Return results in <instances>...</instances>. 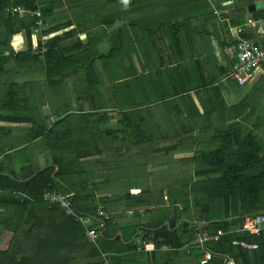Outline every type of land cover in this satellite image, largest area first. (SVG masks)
Wrapping results in <instances>:
<instances>
[{
    "label": "trees",
    "instance_id": "1",
    "mask_svg": "<svg viewBox=\"0 0 264 264\" xmlns=\"http://www.w3.org/2000/svg\"><path fill=\"white\" fill-rule=\"evenodd\" d=\"M51 1L53 2V0ZM96 1L99 0H76V5H91V7L75 12L74 19L78 22L84 20L87 25L90 24V27H86L88 43L87 46H84L87 53H89V48L96 47L97 41L101 42L106 35L113 39L111 42L112 53L109 56L82 57L89 60L90 68H94L93 66L99 61L104 63V70L110 73L112 68H115V63L111 61L115 57L113 51L122 53L129 50L130 53L133 50L129 46H132L143 70V73L139 75L132 66V56H124L132 61V68H126L123 77L115 72L113 81L109 82L107 86L118 96L116 98L117 105L122 111L120 114L122 124L127 128V132H124L127 136L124 139L125 143L139 145L142 148L155 146L154 151L159 156L173 157L175 152H187L188 144L191 147L190 151L194 152L193 156L182 160L188 162L189 165L190 163L196 165L194 177H189L188 174H183V176L178 174V177L175 178L168 177V204H166L163 194H158L156 198V202H159L157 204L158 219L151 222L147 226V230L149 233L154 230V235L163 237L168 245L174 247V250L188 245L189 253H174L173 256L192 259L189 264H201L206 251L213 254V258L207 264H225L227 259L229 264H264V231L259 236H252L241 230L246 217L264 214V149L258 140V135L244 124L246 119L243 116L245 104L241 103L231 110V113L235 114L232 115L234 118L229 124L225 122L223 125L213 127L216 135L214 138L206 141L194 140L195 137L191 134L197 127L191 125L193 117L189 114L190 112L182 116L177 115V122L175 120L168 122V56H163L164 49L157 42L159 39L148 41L149 37L152 38V34H160V43L163 45L165 37L168 39V12L161 15L155 13L159 11L157 6L163 5L164 0H127L124 6L125 12L119 9L117 12L107 14L105 18L102 16L103 13H100L102 12L101 7L91 4L97 3ZM110 2L117 3L118 0H110ZM44 3H47L46 0H14L13 3L8 0H0V114L13 112L15 107L12 102L23 92L20 85L8 81L7 85L11 89V95L10 99L4 103L5 96L1 86L5 85L6 79L3 74H5V68L9 63H14L15 68L24 71V73L31 70L38 71L39 65H43L42 70L51 87L65 84L70 78L69 74L60 75L63 72L61 66L67 65L75 57H68V51L58 47L62 40L60 37L57 36L49 40L46 45L48 48L46 56L42 57L36 53L43 47V44L37 39L40 21L44 26L42 34L46 37L66 30L70 26L69 23L56 24L57 20L52 19L53 12L49 8H43L44 6L48 7L47 5L41 6ZM135 4L145 7L141 11L140 22L144 25L141 30L138 29L140 22L125 18L134 14ZM13 7H20L33 13H37L42 7V13L41 16L21 18L19 15L12 16L6 12V9ZM150 14H156L157 18L163 19L156 21L155 17H149ZM100 16L102 19L98 20ZM262 17H264V13H262ZM93 21L96 22L94 26ZM116 21H127V23L130 22V25L108 32ZM130 31L134 33V37H138V33L141 35L138 41L132 39ZM76 33V31L72 32V34ZM128 34L131 38L129 41H127ZM70 36L73 35L66 34L64 39ZM24 43L27 50H24ZM166 47L168 48V45ZM139 52H142L143 56H139ZM154 53L159 56H146V54L154 55ZM67 60L70 61L67 62ZM130 69L131 72L128 75ZM92 72L95 70L92 69ZM87 80L89 87L87 86L85 95H91L97 102L96 96L97 93H102V87L99 89L100 91H97V84L93 85L90 79ZM214 81L212 80L210 83L214 85L216 83ZM225 81H229V79ZM206 85H208L207 82H204L198 86L201 89ZM93 87L96 92H92ZM122 89L123 96L120 98ZM218 90H220L219 86L218 88L213 86L207 93L212 92L215 95ZM185 91L190 92V89ZM189 99L191 100L190 96ZM21 100L26 106L23 109L32 115L27 107L28 97H23ZM103 102L105 101L103 100ZM9 103L10 106H8ZM214 104L212 103L211 108ZM223 105L224 102H222ZM192 106L196 115H200L194 103ZM217 106L220 107V105ZM217 106L214 105L213 108ZM209 114L210 111L206 108V115ZM106 116L108 118L107 113ZM186 122H190L188 124L190 126L186 127ZM177 123L179 126L180 123L183 124L181 134H190V136L176 138L172 133L168 134L163 126V124H167L169 130H174L177 128ZM200 129L204 132L203 128ZM52 132V130L46 132L43 128L37 131L33 138L38 139L41 135L43 137L51 135ZM162 140L165 142L159 143ZM164 143H168V145H164ZM202 147L205 148L200 151ZM3 153L4 150L0 151V159ZM168 161L170 160L168 159ZM2 166L1 162L0 264H104L97 262L102 259L101 256L104 253H115L117 264L126 263L129 259L130 262H137L134 245L125 243L131 240L136 229L131 232L129 237H125L124 241L121 238L114 240V235L118 230L111 228L113 221H109L105 229L100 231L99 238L95 242H90L83 226L75 223L61 208L50 209L43 202L42 195L46 190L68 194L69 191L76 189L64 181L65 173L70 170V166H67L64 158L56 157L53 167L44 171H41L39 167L30 171L29 177L40 172L30 182L21 183L14 175L5 174L2 171ZM56 169L58 172L54 177ZM186 175L189 178H186ZM163 183H166V180H163ZM78 196L79 193H76L74 197V208L77 212H79V208L76 207L75 199ZM161 196L163 199L159 200ZM29 197L35 202H32ZM48 210L51 215H54L45 220L41 215H45L44 213ZM89 213L90 216H96V207ZM193 222L205 223L203 231L207 232L211 238L205 248L191 245ZM28 226L30 227L29 231L23 232ZM160 259L163 260L162 254H154L153 260L155 261L149 262V264H156Z\"/></svg>",
    "mask_w": 264,
    "mask_h": 264
},
{
    "label": "crops",
    "instance_id": "2",
    "mask_svg": "<svg viewBox=\"0 0 264 264\" xmlns=\"http://www.w3.org/2000/svg\"><path fill=\"white\" fill-rule=\"evenodd\" d=\"M46 2L41 6L47 5L48 7L43 8H49L55 14H64L65 21H60L58 24H70L68 29L47 36V44L50 39L60 37L62 40L58 47L66 49L67 56H74L75 59L67 60L70 62L61 66L63 72L60 75H70L67 83L52 87L48 85V78L41 64L38 71L31 70L25 73L20 69L17 70L14 63L6 66L5 74H3L6 81L5 85L1 86L5 96L4 103L10 99L11 95V89L7 85L8 81L20 85L23 92L17 98L12 95L16 99L12 102L15 107L13 112L0 114V151L4 150L1 158L2 171L7 175H14L21 183L30 182L40 173L36 172L29 177L30 171L38 167L44 171L53 167L56 157L64 158V162L70 166L68 176L64 177V181L76 187L75 192L69 191V193H79L75 199L79 212L90 216L89 211L94 207H96L97 214L100 210L103 211L108 217L106 225L107 222L113 221L111 228L118 230L115 237L113 236L114 240L118 236L124 241L125 237H129L136 229L131 240L125 242L135 247L136 238H148L154 235V230L149 233L147 226L158 219L157 204L159 202H156L158 194H163L168 204V190L166 191L165 188V186L168 187V181L163 183L162 176L160 175L161 179L158 180L156 174L155 190L148 185L152 182L154 173H160L163 169L168 170V166L156 164L154 167L156 171L151 172L150 166L147 167L149 162L134 161L133 158H153V155H157L154 151L155 146L142 148L139 145L130 144L128 146L133 145V147L125 148V151L123 145L116 146L119 142L125 146V138L114 134L116 132L112 127V120L120 118L122 122L120 116L122 111L117 105L118 96L113 91L107 89L103 92L101 88L102 93L100 94L105 101L103 103L102 97L95 102L90 95H85L87 79H90V82L96 81L97 76L100 77L103 74L101 69L96 70V65L90 68L89 60L82 56H109L112 53L110 45L113 40L106 35L101 42L97 41L96 47L89 48V53L86 52L87 49L85 50L84 47L88 43L86 27H90V24L87 25L84 20V22L76 21L73 15L75 12L90 9L91 5L79 6L75 4L76 0H53V2L46 0ZM260 3H264V0H164L162 6H157L159 10L168 12V39L165 37L163 55L168 56V122L171 120L177 122V115L182 116L190 112L189 114L193 117L191 125L197 127L191 134L195 137L194 140L206 141L214 138L216 135L213 127L223 125L225 122L229 124L234 118L232 115L235 114H232L231 110L243 103L245 104L243 116L246 118L244 124L258 135V140L264 149V69L245 87H240L234 81H225L236 64L234 56L228 51L233 45V34L239 33L246 38L261 41L256 30L258 21L264 18L262 17L264 7L253 8ZM126 24L127 21L124 25ZM115 30L112 28L108 32ZM73 31L77 33L72 34ZM66 34L73 36L64 39ZM130 35L133 40L137 39L136 41L141 36L138 33V37H134L132 31ZM130 35H127V41L131 40ZM155 36L152 35V38ZM150 39L149 37V42L152 41ZM129 47L133 50L130 53L128 50L122 53L113 51V54L132 56L133 67H136V71L140 73L142 69L140 61L134 54L132 46ZM24 50H27L25 43ZM139 56H143L142 52H139ZM146 56L159 55L154 53V55L146 54ZM92 69L95 72H92ZM121 72H123V67ZM116 73L119 75L118 71ZM212 80H216L214 85L210 83ZM204 82L208 85L200 89L198 85ZM213 86L217 88L219 86L220 89L215 95L212 92L207 93ZM189 89L190 92L185 91ZM122 96L123 89L120 98ZM23 97H28L27 107L32 115L23 109L26 108L21 100ZM222 102H224L223 106ZM193 103L200 115H196ZM212 103L220 107L213 108V105L211 108ZM10 105L9 103L8 106ZM206 108L210 111L208 116ZM106 113L108 118L105 117ZM51 117L59 118L60 121L52 124ZM188 124L190 122H186L185 126H190ZM182 127V123L180 126L177 123V128L168 129V134L172 133L176 138L190 136V134H181ZM43 128L46 132L52 130V134L44 135V137L41 135L38 139L33 138L37 131ZM200 128H203L204 132ZM110 135L114 136L112 142L108 140ZM186 148H188L187 152L180 151L176 155L193 156L194 152L190 151V144ZM203 148L205 147L200 148V151ZM148 149L149 152L146 151ZM128 156L132 157V160L125 161ZM57 172L58 169L53 174L54 177ZM65 187L68 189L66 185ZM162 199L161 196L159 200ZM30 200L35 202L32 198ZM123 205L127 206L125 212L121 210ZM44 214L41 216L45 220L54 215H51L50 210ZM29 228L28 226L23 232L29 231ZM184 252L187 253L185 246L170 252L157 251L139 254L135 251L137 262H130L129 259L123 264L153 263L154 254L163 255V260H158L156 264H189L192 259L173 256L174 253ZM114 254L104 253L101 256L102 259L97 262L117 264L116 254Z\"/></svg>",
    "mask_w": 264,
    "mask_h": 264
},
{
    "label": "built area",
    "instance_id": "3",
    "mask_svg": "<svg viewBox=\"0 0 264 264\" xmlns=\"http://www.w3.org/2000/svg\"><path fill=\"white\" fill-rule=\"evenodd\" d=\"M8 1L13 3L14 0ZM6 12L12 16L19 15L21 18L26 16L33 17L35 15L40 16L38 12L33 13L20 7L8 8ZM38 25L37 39L43 44V47L38 49L36 53L43 57L47 53V39L46 36L42 35L41 28L43 27V22L40 21ZM256 32L261 41L246 38L239 33L232 36L233 45L228 51L234 56L236 64L226 79L236 82L240 87H245L248 83L255 80L259 72L264 69V18L258 21ZM59 120V118L51 117L52 124L57 123ZM74 197V193L63 194L46 190L42 195V200L50 208H61L75 223L84 227L88 241L95 242L99 238L100 231L105 229L108 217L101 210L96 216L77 212L74 208ZM192 229L193 242L191 245L205 248L206 243L211 239L209 234L204 232L203 228L197 223L192 224ZM241 230L248 235L259 236L264 231V214L246 217ZM185 248L189 253L190 247L187 245ZM135 249L137 253L143 254L157 251L170 252L174 250V247L168 245L163 237L151 235L148 238H136ZM104 258L106 259L107 257ZM212 258L213 254L206 251L201 264H207Z\"/></svg>",
    "mask_w": 264,
    "mask_h": 264
},
{
    "label": "rangeland",
    "instance_id": "4",
    "mask_svg": "<svg viewBox=\"0 0 264 264\" xmlns=\"http://www.w3.org/2000/svg\"><path fill=\"white\" fill-rule=\"evenodd\" d=\"M112 1V0H111ZM151 1V0H150ZM97 3H91L92 5H99V6H101V10H102V12H100L101 14H102V16L105 18L106 17V15L107 14H109V13H113L114 11H118L119 9L121 10V11H124L125 12V9H124V6L126 5V3H127V0H118V2L117 3H112V2H110V0H99V1H96ZM107 2H108V4H107ZM148 9H149V7H147ZM145 9V7L143 6V5H141V4H135L134 5V7H133V10H135V12H134V14L132 15V16H130V17H125L126 19H133V20H135V21H137V22H140V20H141V18H142V14H141V11H143ZM120 11V12H121ZM119 12V13H120ZM38 13H39V15L41 16V13H42V7L38 10ZM155 13H160V14H157V15H161V14H166V11H161V10H159V11H157V12H155ZM72 14V13H71ZM63 15L64 14H55V13H53V16H52V19H56L57 20V22H56V24H58V22H60V21H65V16L63 17ZM66 15V14H65ZM102 16H100V18L98 19V20H101L102 19ZM152 16L153 17H155L156 18V21L157 20H160V21H162V19L163 18H157V16H156V14H150V18H152ZM73 17H75V15H73ZM161 17V16H160ZM29 18H31V17H29ZM66 18H69V16H66ZM67 20V19H66ZM103 21V20H102ZM61 22V23H62ZM117 22V21H116ZM124 22V21H123ZM95 21H93L92 22V24H93V26L95 25ZM142 22H140V23H138V29H140L141 30V28L143 29L144 28V25L143 24H141ZM55 24V25H56ZM116 24V23H115ZM58 25H62V24H58ZM129 26L130 25V22H128L126 25H124V26ZM115 26V25H114ZM114 26H113V28H114ZM123 26V27H124ZM122 28V27H121ZM41 30L43 31V27L41 28ZM137 31H139V30H137ZM43 35V34H42ZM152 35H156L154 38H151L152 40H158L159 39V41H157L158 42V44H159V46L161 47L162 46V49H165L164 48V45L162 44V43H160V34L158 35V34H152ZM132 37V36H131ZM111 46V45H110ZM112 49V48H111ZM95 54V53H94ZM99 55H100V53H99ZM102 55V54H101ZM115 57L113 58V59H111V61H113L114 63H115V68H112V70H111V72L110 73H108L107 71H105L104 70V68H103V65H104V63H100V61L99 62H97L95 65L97 66V68H96V70H98L99 71V69H101L102 71V74H103V76H100V77H98L97 76V79H96V81H91V82H93V85H94V83H96L97 84V91H100L99 89L102 87V89H103V92L105 91V90H107L108 89V84H109V82H112L113 81V79H114V75H115V72L116 71H118V73H119V75L120 76H124V74H125V70H126V68H132V66H131V64H132V61H129V59H128V57L127 58H125L124 56H117V54H115L114 55ZM143 61V60H142ZM150 61H152V60H150ZM153 62V61H152ZM95 66V67H96ZM98 66H101V67H99L98 68ZM117 66H119L118 67V70H116V67ZM123 67V72H121V68ZM7 68H9V67H7ZM135 69H136V67H134ZM6 69V68H5ZM130 72H131V69L128 71V75H130ZM143 73V70L141 69V72L139 73V75H141ZM126 79H128L127 77H126ZM125 79V80H126ZM87 86L89 87V83H88V81H87ZM95 87V86H94ZM93 87V88H94ZM1 89V88H0ZM92 92H96V89L94 88V89H92ZM90 97L92 98V96L90 95ZM100 97H102V101H103V96H101V94H100V92L97 94V96H96V99H98V100H100ZM163 126H164V128H165V130L168 132V126H167V124H163ZM112 127H113V130L116 132V133H114V134H118V136L119 135H121V136H124V138H127V136H126V134L124 133V132H127V128L125 127V125L124 124H122V122H121V119L119 118L118 120L117 119H115L114 121L112 120ZM120 136V137H121ZM114 139V136L113 135H110L109 136V138H108V140H109V142H112V140ZM130 141H133V140H130ZM161 142H165V140H162V141H159V143H161ZM166 142H168L167 140H166ZM132 144V143H131ZM121 145H123V148H124V151H125V148H128L129 146H128V144L127 143H125V146H124V144H122V143H118L116 146H121ZM164 145H168V143H164ZM131 147H133V145L132 146H130L129 147V149L131 148ZM129 149H128V152H129ZM147 152H149V149L148 150H146ZM142 152V151H141ZM175 153H177V154H179L180 152H175ZM174 153V158L172 157V156H170V157H168V155H162V156H159V155H153V158H150L149 159V157H141L140 159L139 158H133L134 159V161L135 162H140V161H144V162H149V165H148V163H147V167H149L150 166V170H151V172L152 171H156V168H154L155 166H156V164H160V165H164V166H168V170H165V169H163V170H161V172L159 173V172H156V173H154L153 174V179H152V182L150 183V184H148L149 185V187H151L152 186V190H155V185H156V182H154V180H160L161 179V177H160V175L162 176V178H163V180H166V181H168V177H171V178H175V177H178V174L179 175H181V176H183V174H188V176L189 177H194L193 175H194V171H195V166L196 165H194V163L192 164V163H190V165H189V163L188 162H183L182 160H185V158H188V157H184V156H179V155H176ZM142 154H143V152H142ZM131 156V155H130ZM158 156V157H157ZM156 157V158H155ZM163 157V158H162ZM168 159L170 160V161H168ZM128 161V160H132V157H126L125 158V161ZM151 160L154 162V164H153V162H151ZM181 161H182V164H181ZM170 163H172V165H170ZM125 164V163H124ZM128 164V163H127ZM126 165V164H125ZM164 166H162V167H164ZM158 168V167H157ZM158 170V169H157ZM139 171H141L140 169H139ZM156 174H157V176H158V178L156 179ZM65 176H68V172L67 173H65ZM141 176V175H140ZM187 175H186V178H189ZM180 177V176H179ZM174 182V181H173ZM141 185V184H140ZM143 185V184H142ZM141 185V186H142ZM165 188H166V191L168 190V187H166L165 186ZM163 190H165V189H163ZM160 192L162 191V190H159ZM126 209H127V206H124L123 205V207H122V211H126Z\"/></svg>",
    "mask_w": 264,
    "mask_h": 264
},
{
    "label": "water",
    "instance_id": "5",
    "mask_svg": "<svg viewBox=\"0 0 264 264\" xmlns=\"http://www.w3.org/2000/svg\"><path fill=\"white\" fill-rule=\"evenodd\" d=\"M257 7L258 8L259 7L263 8L264 7V3H260V4H257L256 6H253V8H257ZM125 23H126L125 21L124 22L123 21H117L113 29L114 30L118 29L119 27L123 26ZM199 225H200L201 228H203L205 226V223H200ZM116 239H118V236L116 237ZM228 263H229V260L227 259L225 264H228Z\"/></svg>",
    "mask_w": 264,
    "mask_h": 264
},
{
    "label": "clouds",
    "instance_id": "6",
    "mask_svg": "<svg viewBox=\"0 0 264 264\" xmlns=\"http://www.w3.org/2000/svg\"><path fill=\"white\" fill-rule=\"evenodd\" d=\"M2 159H0V165H1Z\"/></svg>",
    "mask_w": 264,
    "mask_h": 264
}]
</instances>
